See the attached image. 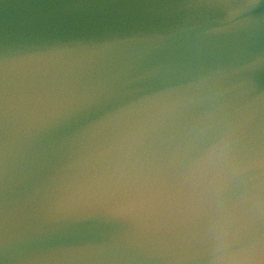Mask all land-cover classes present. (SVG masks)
Segmentation results:
<instances>
[{
  "label": "clouds",
  "instance_id": "9594fccd",
  "mask_svg": "<svg viewBox=\"0 0 264 264\" xmlns=\"http://www.w3.org/2000/svg\"><path fill=\"white\" fill-rule=\"evenodd\" d=\"M0 264H264V0H0Z\"/></svg>",
  "mask_w": 264,
  "mask_h": 264
}]
</instances>
